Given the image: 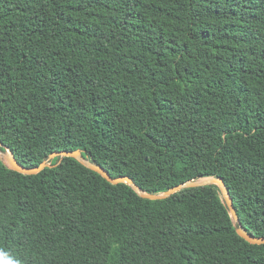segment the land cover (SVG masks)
Returning <instances> with one entry per match:
<instances>
[{
    "label": "trees",
    "instance_id": "16d2710c",
    "mask_svg": "<svg viewBox=\"0 0 264 264\" xmlns=\"http://www.w3.org/2000/svg\"><path fill=\"white\" fill-rule=\"evenodd\" d=\"M0 143L148 194L222 178L264 236V0H0ZM236 228L216 186L0 159V264H264Z\"/></svg>",
    "mask_w": 264,
    "mask_h": 264
},
{
    "label": "water",
    "instance_id": "95a60500",
    "mask_svg": "<svg viewBox=\"0 0 264 264\" xmlns=\"http://www.w3.org/2000/svg\"><path fill=\"white\" fill-rule=\"evenodd\" d=\"M1 149H3V151H1ZM83 153L84 152L81 150L57 151V152L51 153L49 157L47 158V160L43 161L38 166L26 167L17 161L13 152L8 147L0 143V159L2 161L4 159L3 161L4 164L10 170L20 173L22 175H28V176L37 175L38 173L43 171L45 168H51V167H56L60 165L64 158H72L76 160L78 163H80L82 166H84L85 168L91 170L92 172L99 174L108 183L112 185L126 184L130 186L141 198L152 200V201L168 199L172 195L182 190H185V189L200 188V187H205V186H216L220 192L221 199L226 205L234 224H236L237 226L236 228L237 235L243 238L249 244H252V245H263L264 244V236L254 237L242 227L240 220L237 216L233 201L228 192V188L222 178L208 177V178H203L200 180H188L177 186H174L173 188L165 192L158 193V194H148L142 191L129 176L121 175L118 177H112L105 168L92 163L88 158H84ZM55 158H58V161L55 165H52L51 162Z\"/></svg>",
    "mask_w": 264,
    "mask_h": 264
},
{
    "label": "rangeland",
    "instance_id": "374dc122",
    "mask_svg": "<svg viewBox=\"0 0 264 264\" xmlns=\"http://www.w3.org/2000/svg\"><path fill=\"white\" fill-rule=\"evenodd\" d=\"M55 159H57V158H55ZM55 159H53V160H55ZM53 160H52V161H53ZM3 161H4V159H3Z\"/></svg>",
    "mask_w": 264,
    "mask_h": 264
}]
</instances>
